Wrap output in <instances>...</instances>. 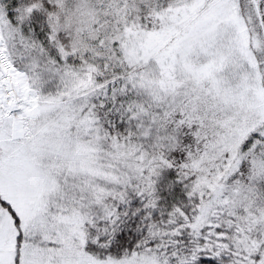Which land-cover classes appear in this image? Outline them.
<instances>
[{
	"label": "snow or ice",
	"instance_id": "6c2138e0",
	"mask_svg": "<svg viewBox=\"0 0 264 264\" xmlns=\"http://www.w3.org/2000/svg\"><path fill=\"white\" fill-rule=\"evenodd\" d=\"M0 264H264V0H0Z\"/></svg>",
	"mask_w": 264,
	"mask_h": 264
}]
</instances>
